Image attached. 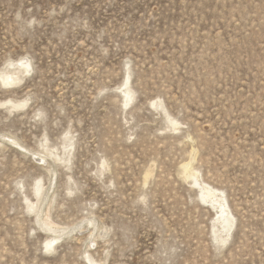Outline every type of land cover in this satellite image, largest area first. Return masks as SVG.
<instances>
[{
  "label": "rangeland",
  "instance_id": "rangeland-1",
  "mask_svg": "<svg viewBox=\"0 0 264 264\" xmlns=\"http://www.w3.org/2000/svg\"><path fill=\"white\" fill-rule=\"evenodd\" d=\"M23 58L0 264H264V0H0Z\"/></svg>",
  "mask_w": 264,
  "mask_h": 264
},
{
  "label": "bare ground",
  "instance_id": "bare-ground-1",
  "mask_svg": "<svg viewBox=\"0 0 264 264\" xmlns=\"http://www.w3.org/2000/svg\"><path fill=\"white\" fill-rule=\"evenodd\" d=\"M9 66L6 68L8 71H1L0 72V83L2 85V87L4 89H15L16 87H18L22 81H23V77L25 75H28L30 72H31V64H30V61L26 60V59H21L20 61L18 60V62L16 63H10L8 64ZM26 78V77H25ZM128 86V80H126V83L124 85V87H127ZM123 95H124V99H125V102L128 104L131 100V95H129L128 92H126L125 89H123ZM2 105L6 106V105H9L10 109L11 110H15V109H19V108H22L26 105V102H14V101H8V102H5V103H2ZM6 136H1V138L7 140L8 142H10L12 145H15L19 148H22V146L16 141L14 140L13 138L11 137H8L7 139L5 138ZM1 143V141H0ZM66 145V144H65ZM70 146H66L65 148H69ZM42 148H45L44 146H42ZM71 148V147H70ZM68 150V149H67ZM50 151V150H49ZM47 152V150H46ZM52 153L54 152H50V153H46V157L48 156L49 157H52ZM31 154V153H29ZM32 156H37L39 161L40 162H45V158L41 155H38V154H32ZM57 157V156H55ZM53 157V158H55ZM58 158V157H57ZM190 165V164H189ZM184 166V165H183ZM188 166V165H187ZM186 167V166H184ZM188 171V170H187ZM186 171V172H187ZM149 175V174H148ZM198 181V180H197ZM194 186V185H193ZM41 189L38 188V190L36 191V195L38 196L39 193H40ZM208 191V190H207ZM210 191V190H209ZM204 192V191H203ZM213 194V192H212ZM215 195V194H214ZM201 197V196H200ZM221 211V215H223L225 212L224 210L222 209L221 206L218 207ZM30 209L33 211L35 209H33V205L30 207ZM37 209V208H36ZM230 217V216H228ZM228 217H221L220 218V224L221 225H227V227H230L228 226L229 224H232L230 223L231 218H228ZM228 219H231L230 221ZM89 225L91 223H88ZM226 227V228H227ZM43 228L46 229L47 231L49 232H52L53 234H58L57 232H55V230L51 227H49L48 224H45L43 223ZM231 228V227H230ZM232 229V228H231ZM45 230V231H46ZM65 230V229H64ZM66 231V230H65ZM226 233V232H225ZM229 234V233H228ZM58 240V237L54 236V237H51L48 242H47V248L51 249V247L56 243V241ZM87 260L89 262H92V263H95L93 261V259H91V257L89 255H87Z\"/></svg>",
  "mask_w": 264,
  "mask_h": 264
}]
</instances>
